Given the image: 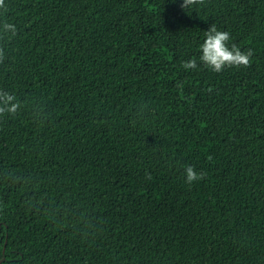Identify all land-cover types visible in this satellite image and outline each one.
<instances>
[{
    "label": "trees",
    "instance_id": "16d2710c",
    "mask_svg": "<svg viewBox=\"0 0 264 264\" xmlns=\"http://www.w3.org/2000/svg\"><path fill=\"white\" fill-rule=\"evenodd\" d=\"M182 2L4 0L0 264H264V0Z\"/></svg>",
    "mask_w": 264,
    "mask_h": 264
},
{
    "label": "clouds",
    "instance_id": "9594fccd",
    "mask_svg": "<svg viewBox=\"0 0 264 264\" xmlns=\"http://www.w3.org/2000/svg\"><path fill=\"white\" fill-rule=\"evenodd\" d=\"M173 2H175V0H173ZM203 3L204 0H183L180 7L189 13L187 11L188 9ZM0 8L6 10L4 0H0ZM3 30L5 33H11L12 36H15L17 31L15 25L8 22L3 24ZM205 37L203 43L199 46L201 51L199 62L211 71L219 73L226 67H248L251 64V50L243 52L236 44H232L231 47H229L228 42L231 37L228 31L218 30L212 25L206 31ZM3 55V49L0 48V61H2ZM182 67L185 70L196 69L198 67V62L196 59H190L185 61ZM18 107L19 101L14 93L0 90V115L6 113L15 114ZM184 173L186 182L189 184L205 178V173H197L191 165H187L184 168ZM148 178H151L150 174H148Z\"/></svg>",
    "mask_w": 264,
    "mask_h": 264
}]
</instances>
